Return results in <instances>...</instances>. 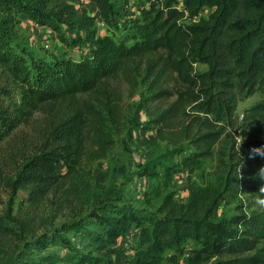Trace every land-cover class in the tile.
I'll return each instance as SVG.
<instances>
[{
	"label": "trees",
	"instance_id": "1",
	"mask_svg": "<svg viewBox=\"0 0 264 264\" xmlns=\"http://www.w3.org/2000/svg\"><path fill=\"white\" fill-rule=\"evenodd\" d=\"M92 1L104 24L120 25L114 0ZM136 1L140 15L131 37L117 39L115 31L101 34L97 18L70 0H0V139L34 113L45 116L36 139L0 159V185L9 194L0 213V264H31L49 245L76 251L68 233L90 221L103 226L93 232L103 244L96 255L79 252L80 264H182L180 252L190 241L227 255L213 264H264V207L217 221L222 184L190 180L187 202L166 185L150 212L122 203L96 165L125 133L142 147L165 142L190 175L199 170L233 125L235 90L250 95L264 88V0ZM204 7L212 10L207 17L187 21ZM21 16L89 52L34 54L16 38ZM10 84L20 89L19 102L10 97ZM141 85L147 95L136 107L129 100ZM254 109L264 113V103ZM141 112L146 120L133 122ZM152 129L155 139L148 136ZM61 162L64 172L57 170ZM141 173L158 175L152 161ZM20 190L27 196L15 213ZM133 225L138 245L130 254L115 244Z\"/></svg>",
	"mask_w": 264,
	"mask_h": 264
},
{
	"label": "rangeland",
	"instance_id": "2",
	"mask_svg": "<svg viewBox=\"0 0 264 264\" xmlns=\"http://www.w3.org/2000/svg\"><path fill=\"white\" fill-rule=\"evenodd\" d=\"M70 1L76 3L80 12L86 8L89 14L97 18V27L101 34H114L115 31L117 39L131 37L134 23L132 21L140 15L135 5L136 0H114L118 4L117 21L120 25L109 27L104 24L99 9L92 0ZM162 1L165 0H161V4ZM211 11L210 8L204 7L198 17L193 20L187 18V21L207 17ZM67 36H73V32L68 30ZM16 38L34 54L44 57L54 55V51L62 56L71 55L75 58H79L84 52H89L88 48L80 45L66 46L51 28L38 25L28 16H21ZM46 43H49L48 48L45 46ZM200 68L203 66L201 65ZM9 89L12 100L19 102L20 89L14 84H10ZM235 94L237 111L233 125L226 130L222 140L214 147L213 154L204 160L202 167L193 175H190L183 165L182 156L165 142L153 147H142L133 142L128 134L122 133L109 156L96 164L106 174L104 182L106 188L110 187L117 191V198L122 203L154 212L160 205V199L156 195L157 189L162 190L167 185L168 190L175 193L177 200L187 202L190 196V180L197 185L214 182L222 184L223 187L220 203L213 215L215 220L229 221L236 219L241 213L254 214L261 211L264 206H260L257 199L264 198V113L255 110L254 107L264 103V88L250 95L237 88ZM146 95V85H141L129 102L138 107ZM146 117L144 112L138 113L133 122H143ZM44 119L43 113L36 112L29 122L23 123L14 134L0 139V159L14 149L17 150L23 143L36 139L38 137L36 128L43 125ZM148 136L157 138L155 129H152ZM151 161L158 173L154 178L141 173L143 165ZM57 170L59 172L66 170L64 162L58 164ZM166 170L171 171V176L165 173ZM229 185L233 187L228 188ZM26 196L27 193L23 190L18 192L15 197V213ZM8 199L9 194L0 185V213L4 209V202ZM233 228L236 231L242 230V226L236 221L233 223ZM103 230L102 225L90 221L81 230L68 233L76 251L61 244L49 245L35 252L31 264H80L79 252L98 254V247L103 241L93 240V232L101 233ZM138 234L139 228L133 225L117 238L115 246L130 254L133 253L138 245ZM180 256L182 264H213L220 257L227 255L221 251L214 254L201 251V246L195 241H190L185 245L183 252H180Z\"/></svg>",
	"mask_w": 264,
	"mask_h": 264
},
{
	"label": "clouds",
	"instance_id": "3",
	"mask_svg": "<svg viewBox=\"0 0 264 264\" xmlns=\"http://www.w3.org/2000/svg\"><path fill=\"white\" fill-rule=\"evenodd\" d=\"M257 203H258L260 206H264V198H258V199H257Z\"/></svg>",
	"mask_w": 264,
	"mask_h": 264
},
{
	"label": "built area",
	"instance_id": "4",
	"mask_svg": "<svg viewBox=\"0 0 264 264\" xmlns=\"http://www.w3.org/2000/svg\"><path fill=\"white\" fill-rule=\"evenodd\" d=\"M45 46L48 48L49 47V43H46Z\"/></svg>",
	"mask_w": 264,
	"mask_h": 264
},
{
	"label": "crops",
	"instance_id": "5",
	"mask_svg": "<svg viewBox=\"0 0 264 264\" xmlns=\"http://www.w3.org/2000/svg\"><path fill=\"white\" fill-rule=\"evenodd\" d=\"M28 18H30V17H28ZM75 34L73 33V36H74Z\"/></svg>",
	"mask_w": 264,
	"mask_h": 264
}]
</instances>
